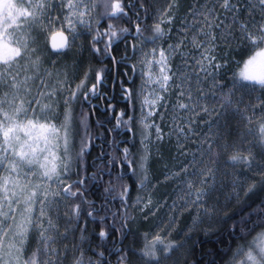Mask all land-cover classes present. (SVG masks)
Segmentation results:
<instances>
[{
    "label": "trees",
    "instance_id": "trees-1",
    "mask_svg": "<svg viewBox=\"0 0 264 264\" xmlns=\"http://www.w3.org/2000/svg\"><path fill=\"white\" fill-rule=\"evenodd\" d=\"M129 1L93 0L91 31L83 36L80 50L65 62L72 64L69 72L76 73L77 87L82 83L83 86L79 91L76 87V98L72 102L69 168L65 173V186L71 185L70 191L76 192V195L60 193L59 209L54 214L49 213L43 224L52 233L48 236L55 240L54 264L157 262L143 255L145 243L153 237V224L139 223L137 208L142 205L148 180L152 182L153 177L161 180V171H171L174 166L177 152L175 141L173 138L162 142L152 141V154L147 151L149 133L140 123L144 113L142 99L145 87L141 77L128 84L120 75L122 80L118 85L127 86L128 100L118 97L113 103H106V113L95 109L96 120L88 100L90 94H96L99 80H102V90L110 96L114 70L108 51L114 40L132 29V17L126 18L131 15L127 6ZM160 1L162 4L158 6L159 2L155 0H136L132 7L134 10L143 8L138 24L141 36L151 45L161 43L166 46V40L169 41L168 45L177 42L181 45L183 40L186 41L185 47L192 54L187 58L182 48L175 47L173 59L176 61L171 64L173 80L167 99L171 109H178L182 101L192 105L199 99V112L193 111L192 114L189 111L188 116L190 120L199 117L200 134L208 136L204 144V164L207 146L217 155L216 160L208 165L214 167L215 178L208 180V184L214 185V188L206 208L214 214L205 216L199 228L192 224L190 213L176 221V231L165 242L173 245L166 255L169 258L166 264H232L235 255L242 257L241 250L246 242L264 230V141L258 131L264 125V88L238 78L243 62L259 50L248 44L245 34L251 32L256 35L264 25V19H259L257 13L254 14L244 4L248 0L240 4L242 11L239 19L231 16V20L229 17L225 21L222 18L223 0H216L215 3L212 0H171L170 14L174 18L172 30L168 38L160 37L153 41L151 37L157 24L154 11L157 7L163 9L164 4V0ZM117 2L123 14L112 16L109 14L113 10L111 6ZM199 14L203 17L201 24L196 22ZM207 17L214 20L215 28L209 26ZM252 19L258 22L254 24ZM110 25L116 37L110 36ZM210 29H214V32ZM190 32L204 40L200 50L189 46L190 40L193 42ZM207 47H214L216 63L219 64L213 67V77L201 70L200 57H197L198 52ZM47 52L50 57L67 55V52L55 54L50 47ZM113 54L119 56L116 47ZM64 64L58 65V68ZM197 83L202 85L200 90ZM175 85H179V88ZM93 86L94 92L91 90ZM181 90L183 96L179 95ZM226 99L231 101L230 106L225 103ZM208 107H216L215 114L209 117L214 125L210 130L206 123ZM205 108L207 111H204ZM174 113L177 112L171 110V114ZM182 114L186 115L184 111ZM217 121H220L219 124H216ZM97 137L107 144L101 143ZM125 149L128 150L130 165L125 159ZM234 155L246 157L248 162H233L231 157ZM142 171L146 177L143 180L140 178ZM49 219L53 226L48 228ZM44 235H47V231ZM41 241L37 233L31 231L25 252L37 249Z\"/></svg>",
    "mask_w": 264,
    "mask_h": 264
},
{
    "label": "rangeland",
    "instance_id": "rangeland-1",
    "mask_svg": "<svg viewBox=\"0 0 264 264\" xmlns=\"http://www.w3.org/2000/svg\"><path fill=\"white\" fill-rule=\"evenodd\" d=\"M215 1L216 0H212L213 3H215ZM243 1L244 0H229V7H223V10L226 11V13L223 11V20L225 21L229 17L231 20V16L235 19H239L238 15H240L242 11L240 4H243ZM12 2L15 3L17 7H20L22 4V0H12ZM83 2L85 7L78 8V11L84 12L82 19L86 21V24L76 23L74 25L75 39H73V34L68 31V26L63 20V17L69 13V10L66 7L62 9L60 7L59 0H52L51 7L46 9L47 15L38 17L36 22H33L30 18L28 21H24L23 19L17 21L19 27H17V25H12L9 27L3 15L0 14V32H3V30L6 28L8 33H12L13 41H20V45L15 46H22L24 42H27L29 45V56L18 58L19 65L13 63L12 67L9 68V72L12 73V76L16 77V83L25 82L20 84V96L23 98L25 95H27V98L31 99L32 97H37L38 92L48 93L55 91V96L52 99L58 102V104L55 107V114H50V116L51 123L56 124L57 126H59L61 120L63 119V114L67 111L64 105V101L67 100L70 106L69 118L72 128V102L75 101V99H71V95L72 92H75L76 98V87L78 81L76 79V73L72 74L69 72V68H71L72 64L65 62L72 58V56L75 55V52L80 50L83 36L89 34L92 28L93 0H83ZM163 2V9H159V13L162 15V17L158 18H161L164 21H168V19L171 18V23L165 22L161 25L166 31V35L163 36L162 39H166L172 30L174 18L170 14V12H172L171 8L169 10L171 0H164ZM166 2L169 5H166ZM161 4L162 3L157 5L160 6ZM244 4L248 6L254 14L257 13V17L259 19H264V5L260 3V0H248L247 2H244ZM220 5L221 2L219 1L218 6ZM49 17H51V23H49ZM252 20L254 24L258 22L255 21L256 19ZM206 21L209 22L210 27L215 28L216 25L215 22L213 23L214 20L212 18L207 17ZM196 22L199 24L203 22V17L201 14H199L196 18ZM41 23L44 25V28L39 26ZM180 30H182V28ZM210 30L214 32V29ZM59 31L64 32L69 36V50L66 53L67 55L50 57L47 52V48L50 47V37L55 32ZM191 33L192 32H190L189 36L192 37L193 42L190 40L189 46H195L200 50V48L203 47L204 40L202 41L193 35V33ZM33 37L35 38L34 40L32 39ZM166 41L168 45L169 41ZM185 42L186 41L183 40L181 45L179 42L172 43V45L170 44L172 46L171 50H169V45H166L167 47L161 43L151 45L145 42L143 39H140L137 44L140 68L145 81L142 103L145 99L151 101L156 95L164 97V100L158 102L154 107L151 104L143 105L144 113L140 117V121L147 114V112L152 111L154 113L152 116L148 117L146 121V123L153 124V127L146 129L149 133V139L147 140L146 145L147 151L152 154V148L150 145L152 141L162 142L163 140L169 138L174 139V143L176 145L175 148L177 151L175 154L176 159L174 157L175 164L171 168V171L164 172L162 170L161 175H163V178L161 180H156L153 177L152 182L151 179H149L145 184V196L143 197L144 199L142 201V205L138 206L137 208V218L139 223L145 222L149 224L151 222L153 224L151 226L153 236L152 239L156 235H159L164 239L165 242H167L170 239L171 234L176 231V228L178 227L176 221L179 219L181 220L184 214L190 213L192 215V224H195L197 227L202 223V221H204V218L211 215L213 216L214 214L213 212L208 211V208H206L207 201L210 200L213 195V191L211 190L214 188V185L208 184V180L210 178L212 181L215 178V176H213L215 174L214 167L210 168L208 165L212 164L211 162L216 160L217 155L211 152V147L209 148L207 146V157L206 163L204 164V144L205 141L207 142L208 136H201L200 134L199 117L190 120L188 116L189 111H192V114L193 111L199 112L198 105L200 101H198V99L197 103L195 102V104L192 103V105H188L183 103L181 100L182 102H180V104H185L188 107H178V109H171L170 102L167 99V95H169L171 92V83L173 80L171 64L176 61V59H173L175 55V47L182 48L187 58H189L192 54V52L190 53V51L186 49ZM176 44L178 45L176 46ZM32 49H35V51H31ZM152 49L157 50L155 55L152 54ZM159 50H165L166 55H168V65L170 68L168 74L172 77V79L169 81L170 87L167 92L159 90L156 83L148 82L149 75H151L153 79H156L159 76V68L155 63V61L159 59ZM201 50L202 51H199L197 56L200 57L199 66L203 72L207 73L208 76L213 77V67L215 65H219L216 63V56H214V47H207ZM37 58H39V65L34 67L32 61L36 60ZM148 61L152 62L150 67L148 65ZM61 64H64L63 67L58 68V65ZM0 71H2V66H0ZM68 72L70 74H68ZM41 80L45 82L47 87H44L41 84ZM13 83L14 81L11 78H8V84L3 88V92H8L11 95L13 93V88L11 87ZM196 86L200 90L202 85L197 83ZM25 88L31 89V93L26 94ZM37 98L40 99V97ZM42 102L45 104L49 103L48 99L46 98L42 99ZM33 106L35 107V105ZM171 110H175L177 113L172 115ZM215 110L216 107L212 109L208 107V120L206 121L208 130L212 129L214 126L210 122L209 117H212L215 114ZM8 111L10 112L11 109H8ZM182 111H184L186 115H183ZM41 119L43 121L44 117L42 116ZM219 122L217 121L216 124H219ZM189 123L191 125L190 127H188ZM156 126H158L160 129V138H157ZM200 142H202V145ZM69 144H71V141ZM208 144H210V142H208ZM55 151L56 155L63 159V148H58ZM184 169H187V171H184ZM3 175H6V173H0V176ZM65 176V173H62V183L53 181L42 184V187L46 186L48 188V192L50 194L48 199L52 201L51 205L47 207L46 216L49 213L54 214L55 210L59 209L57 204L60 201V195L53 196L51 193L63 192L62 189L66 187ZM140 178L141 180L146 178L143 171L140 175ZM38 182L40 181L33 177V183ZM189 185L191 187H189ZM234 185L235 184L233 183L232 186ZM197 192L203 193L200 199L196 198ZM45 203L47 204V201ZM46 216L41 218L43 224L46 223L44 222ZM47 227L49 228L50 225H47ZM45 229L47 228L45 227ZM30 233L31 231L29 232V235ZM262 233H264V230L246 242L243 250H241L242 257L239 258L240 255H235L232 264H240V261L244 260L246 253L251 250L250 245L254 239L260 236ZM48 234L52 235V233L47 230V235L45 236H48ZM9 235H11V233H9ZM49 237H51L50 240H42L40 246L30 253L25 252L24 248L23 257L26 259L35 254L36 264H54L56 259L54 258V256H56L55 240L52 236ZM3 242L5 245H7L9 242L8 238L5 237ZM260 242L261 241L259 240L257 241V243ZM157 254L160 256V260L157 261L156 264H166L167 261H169V258L166 257L168 253L165 255L158 250ZM143 264L149 263L143 261Z\"/></svg>",
    "mask_w": 264,
    "mask_h": 264
},
{
    "label": "snow or ice",
    "instance_id": "snow-or-ice-1",
    "mask_svg": "<svg viewBox=\"0 0 264 264\" xmlns=\"http://www.w3.org/2000/svg\"><path fill=\"white\" fill-rule=\"evenodd\" d=\"M51 3L52 0H22L21 6L17 7L12 0H0V14L3 15L9 27L12 25L19 27L17 21L21 19L28 21L30 18L36 22L38 17L47 15L46 9L51 7ZM260 3L264 5V0H260ZM59 4L62 9L66 7L69 10L63 20L68 26V31L73 34V39H75L74 25L76 23L86 24V21L82 19L84 12L78 11V8L85 7L84 2L83 0H59ZM111 7L113 10L109 14L112 16L123 12L118 2ZM223 7H229V0H223ZM170 8L171 5L169 10ZM51 22V17H49V23ZM165 22L171 23V18L168 21L161 19L159 23L155 24L154 35L151 37L153 41L166 35L165 29L161 26ZM39 26L44 28L42 23ZM242 27L246 28V26ZM109 28L110 36L116 37V32L111 29V25ZM121 31H127V29ZM136 31L140 32L139 25H137ZM61 38V43L58 46L53 45V47L63 49L68 46L67 37L61 33ZM244 38L253 49L259 50L243 62V66L238 72V78L240 81H247L254 86L258 85L260 88H264V25L260 27L258 34L246 32ZM15 45H20V41H13L12 33H8L6 28L0 32V66H2V71H0V173H6V175L0 176V264H36L35 254L25 259L23 251L30 231H35L41 240L51 239V237L44 235L47 229L43 227L41 218L46 216L47 207L51 205L52 201L48 199L50 195L48 188L42 187V184L53 181L62 183V173L68 171V145L72 131L69 118L70 106L65 100L64 105L67 111L57 126L51 123L50 116V114H55V107L58 104L52 99L55 96V91L38 92L37 97L40 99L37 97L29 99L27 95L23 98L20 96V84L25 82L16 83V77L12 76L9 68L12 67L13 63L19 65L18 58L29 56V45L27 42H24L22 46ZM171 48L172 46L169 45V50ZM31 51L34 52L35 49ZM156 52V49H152L153 55ZM151 63L148 61L149 67ZM155 63L159 68V76L153 79L149 75L148 82L156 83L159 90L167 92L172 77L168 74L170 68L165 50H159V59ZM32 64L37 67L39 58L32 61ZM8 78L14 81L11 85L13 88L11 95L8 92H3V88L8 84ZM41 84L47 87L43 80H41ZM82 86L83 83L77 87V91ZM175 87L179 88V85H175ZM91 90L94 92L95 86ZM25 93L30 94L31 89L25 88ZM179 95L183 96L184 92L181 90ZM44 98L48 99L49 103H43L42 99ZM71 99H75V92H72ZM162 100H164L163 96L156 95L151 101L145 99L143 105L151 104L154 107ZM225 103L230 106L231 101L226 99ZM179 107L186 108L188 106L180 104ZM8 109L11 111L9 112ZM204 111L207 109L205 108ZM153 114L152 111H149L141 119L140 123L144 129L153 127V124L146 123L148 117ZM42 116L44 117L43 121ZM125 123L127 124V122ZM258 131L261 140L264 141V125H261ZM156 133L157 138H160L158 126H156ZM145 138H147V133ZM61 147L64 153L63 159L58 157L55 151ZM124 153L125 159L128 160V150L125 149ZM231 159L233 162L239 160L248 162L246 157L238 155L232 156ZM128 163L130 165L131 161L128 160ZM33 177L40 182L33 183ZM189 187L191 186L189 185ZM70 189L71 185L63 188L62 191L68 196H75L76 192L70 191ZM51 195L59 196L60 192L51 193ZM202 195V192H197L196 198L200 199ZM48 223L53 226L50 219ZM5 237L9 241L7 245L3 242ZM258 240L261 242L257 243ZM172 247V244H165L164 239L156 235L151 241L145 243L142 252L148 260L159 261L158 250L166 255ZM250 248L251 250L246 253L240 264H264V233L254 239ZM237 251L239 252L240 249Z\"/></svg>",
    "mask_w": 264,
    "mask_h": 264
},
{
    "label": "flooded vegetation",
    "instance_id": "flooded-vegetation-1",
    "mask_svg": "<svg viewBox=\"0 0 264 264\" xmlns=\"http://www.w3.org/2000/svg\"><path fill=\"white\" fill-rule=\"evenodd\" d=\"M155 1L159 2V4L161 3L160 0H155ZM135 4H136V0H132V1L130 0L127 3V6L130 8L129 13L131 15L126 16V18L132 17V19H133L132 24H131L132 29L130 31L122 34L119 39L114 40L110 46L111 52H110V48L108 51V56L111 58V61L113 63V70L115 69L113 71L114 72V74H113L114 78H113V82L111 83L110 96L107 92H104L102 90V86H101L102 80H99L97 82L96 94H90L89 98L87 97L90 104H91V108H92V112H93L95 120H96L95 109H101L103 113H106V111H107L106 103H113L114 100L118 97L124 98V101L128 100V94L126 92L127 86H125V87L119 86L118 93H117L116 85H118L121 81L120 80V74H119L120 68H121V75H122V77L124 76L123 78L126 80V82L128 84L134 83L136 78H140V77L143 78L141 68H140L138 52H137L138 51V46H137L138 41L140 39L142 40L143 38L141 36L142 35L141 32L138 33L136 31L137 25L138 24L140 25L139 22H140V19L142 17V13L140 11L143 8L139 7V8H136L135 10L132 9V7L135 6ZM120 14H123V13H120ZM154 15H155V20H156L155 22L159 23L161 21V18H158V17H162V15L159 13L158 7L155 9ZM119 44H120V46L117 47V45H119ZM115 45H116V50L118 51L119 56H116L113 54V49H114ZM97 139H99V141H101V143L107 144V142H105V140H102L100 137H97ZM111 142L113 143L114 140L112 139ZM102 159H103V157H102Z\"/></svg>",
    "mask_w": 264,
    "mask_h": 264
},
{
    "label": "water",
    "instance_id": "water-1",
    "mask_svg": "<svg viewBox=\"0 0 264 264\" xmlns=\"http://www.w3.org/2000/svg\"><path fill=\"white\" fill-rule=\"evenodd\" d=\"M61 33L63 34L64 37H67L68 46L63 48V49H58L57 47H53V45H57L58 46L61 43V39H62L61 38ZM49 45H50V49H51V51L53 53H56V54L65 53L69 49V46H70L69 36L66 33L61 32V31L55 32L50 38ZM110 52H111V48H110Z\"/></svg>",
    "mask_w": 264,
    "mask_h": 264
},
{
    "label": "bare ground",
    "instance_id": "bare-ground-1",
    "mask_svg": "<svg viewBox=\"0 0 264 264\" xmlns=\"http://www.w3.org/2000/svg\"><path fill=\"white\" fill-rule=\"evenodd\" d=\"M115 47H116V45H115ZM55 59V58H54ZM171 60V59H170ZM121 67V66H120ZM123 67V66H122ZM126 69V68H125ZM115 70V69H114ZM120 70V69H119ZM123 70V69H122ZM121 71V70H120ZM118 72V71H117ZM126 72V71H125ZM114 73V72H113ZM123 73V72H122ZM121 75V74H120ZM124 77V76H123ZM113 78V77H112ZM118 79V78H117ZM119 80V79H118ZM122 80V79H121ZM113 82V81H112ZM123 82H124V80H123ZM144 83V82H143ZM120 84V83H119ZM127 84V83H126ZM117 86V85H116ZM118 86H120V85H118ZM255 95V94H254ZM100 97V96H99ZM97 101V100H96ZM246 174V173H245ZM244 175V174H243ZM113 250V249H112ZM144 260V259H143Z\"/></svg>",
    "mask_w": 264,
    "mask_h": 264
}]
</instances>
